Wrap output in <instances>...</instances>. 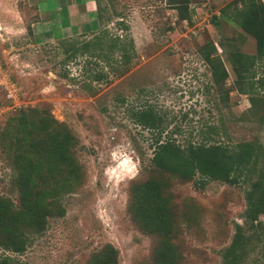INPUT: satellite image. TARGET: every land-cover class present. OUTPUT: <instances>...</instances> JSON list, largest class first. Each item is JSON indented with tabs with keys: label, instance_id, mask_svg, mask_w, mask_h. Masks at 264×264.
<instances>
[{
	"label": "rangeland",
	"instance_id": "obj_1",
	"mask_svg": "<svg viewBox=\"0 0 264 264\" xmlns=\"http://www.w3.org/2000/svg\"><path fill=\"white\" fill-rule=\"evenodd\" d=\"M182 1L189 20L177 17L170 0H0V203L15 214L23 208L14 175L31 146L49 145L45 133L55 131L51 122L39 127L38 117H52L71 135V164L60 163L53 175L68 173L73 183L58 195L64 212L46 216L21 253L0 249L12 264H87L106 243L116 264H223L236 227L235 263L264 264V214L247 216L249 183L257 172L264 178V59L245 73L230 66L232 51H255L253 38L218 13L230 0ZM102 29L131 41L127 67L113 62L115 50L110 67L86 54L65 58L67 42L89 41ZM207 52L224 65L219 85ZM98 71L105 76L92 80ZM248 82L251 105L242 93ZM143 106L162 116V136L257 144L254 172L233 185L199 187L196 177L182 181L159 170L150 162L151 132L130 117ZM20 110L26 120L34 114L29 131L18 126ZM150 181L156 197L148 219L135 215L138 202L146 203L134 198Z\"/></svg>",
	"mask_w": 264,
	"mask_h": 264
},
{
	"label": "trees",
	"instance_id": "obj_2",
	"mask_svg": "<svg viewBox=\"0 0 264 264\" xmlns=\"http://www.w3.org/2000/svg\"><path fill=\"white\" fill-rule=\"evenodd\" d=\"M170 3L175 5L179 19L189 20L182 0H170ZM218 13L253 38L254 54L247 55L239 51H232L230 55H227V60L236 73L248 72L255 61L264 59V2L261 0H230L218 9ZM96 17L99 20L100 14L97 13ZM211 23L216 24L215 15L211 16ZM65 47V52L68 53L65 58H71L76 53L86 54L100 59L106 66L111 63L109 53L115 50L117 59H113V62L118 63L120 67H127L130 59L129 49L131 50L132 45L129 39L123 41L102 29L95 33L89 41H82L79 44L69 41ZM209 51L215 52L212 43H209ZM203 60L209 67L212 84L219 85L226 77L221 59L216 54L213 56L211 52H207L203 54ZM87 63L91 62L87 61ZM104 76V72L98 71L93 72L90 78L99 80ZM252 86H254V82H248L247 88L242 92L243 94L249 93L250 105L255 99L250 94ZM33 116L34 114L26 120V112L20 110L15 115V119L22 130L29 131L33 128ZM130 117L139 126L151 132L153 149L150 162L152 165L182 181L196 177L194 183L199 187H202L206 181H220L233 185L240 178L242 181L249 178L255 170L259 146L253 142L239 141L228 147L215 141L207 134H202L199 141L185 139L181 142L173 136L175 131H170L167 135L162 136L165 127L162 116L149 106L130 111ZM38 120L39 127L43 129L50 127L49 122H51L55 126V131H46L45 133L46 143L49 145L37 143L31 146V157L24 156L26 167L22 170L18 169L14 175L22 210L15 214L10 210L8 203H0V249L2 251L8 250L14 253L24 251L30 242V234H36L43 230L46 216L56 217L63 214L64 209L59 203L58 195L60 192H68L73 184L68 173L58 177L53 176L59 172L60 163L71 164L69 149L65 145L71 135L66 129L61 128L59 122L52 117L41 116L36 119V121ZM20 159H22V155ZM40 168L43 169V173L40 172ZM261 177H263L261 172H257V177L249 183L247 216L251 221L255 220L257 215L264 214V178ZM42 179H46V181ZM59 179H62V184H59ZM138 190L134 199L145 200L146 205L138 202L134 213L136 216L144 214L149 219L151 217L149 201L156 197L154 194L155 183L153 181L145 183L139 186ZM239 230L240 227H236L230 243L223 252V264H236ZM116 257V249L106 243L90 257L87 264H116ZM0 264H12V259L8 255L0 253Z\"/></svg>",
	"mask_w": 264,
	"mask_h": 264
}]
</instances>
